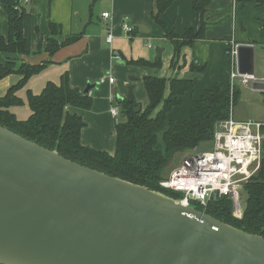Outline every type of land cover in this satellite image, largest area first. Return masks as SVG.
I'll list each match as a JSON object with an SVG mask.
<instances>
[{"label": "water", "instance_id": "1", "mask_svg": "<svg viewBox=\"0 0 264 264\" xmlns=\"http://www.w3.org/2000/svg\"><path fill=\"white\" fill-rule=\"evenodd\" d=\"M236 65L254 74L250 45L238 46ZM0 264H264V237L0 125Z\"/></svg>", "mask_w": 264, "mask_h": 264}, {"label": "trees", "instance_id": "2", "mask_svg": "<svg viewBox=\"0 0 264 264\" xmlns=\"http://www.w3.org/2000/svg\"><path fill=\"white\" fill-rule=\"evenodd\" d=\"M240 1L252 2L255 5L264 4V0ZM172 2L173 0H155L152 19L164 30V36L173 45L170 64L174 65L183 47L203 38L204 21L200 29L188 27L180 36L167 31L160 15ZM209 2L210 0H193L192 8L203 14ZM0 7L7 15L8 25L7 36L0 34V52L5 59L4 64L0 65V79L11 73L21 76L8 88L6 94L0 97V125L41 146L56 148L63 157L82 165L160 191L173 198L182 197L180 192L159 186L163 169L175 152L194 150L199 145L209 144L214 125L226 119L238 101V85L230 92L229 87L224 89L220 82H214L204 89L198 98L191 99L187 119L172 120L167 114L173 107L181 104L182 95L193 93V75L203 74L205 65L199 66L193 62L189 67L190 76L165 78L155 73L161 66L160 58L152 61L143 58L129 59L126 64L146 71L142 81L147 104L144 108L140 107L138 111H134L139 105L134 98L122 100L121 113L124 120L115 123L114 152L97 150L81 144V129L85 123L79 114L66 109L67 106L89 109L92 97L75 90L70 85L66 72L61 75L59 83L47 82L40 93L27 92V104L31 114L26 119L18 120L9 111L10 106L23 103L16 91L51 60L36 64L21 62L16 66L19 55L30 53L31 14L18 0H0ZM48 28L45 51L49 55L60 47L75 42L81 35L71 34L59 42L61 25L50 21ZM36 30L39 33L37 28ZM129 34L132 35L133 32ZM261 94L264 102V91H261ZM243 189L246 199L240 218L232 215V202L226 196L216 199L211 197L205 206L194 200L190 203L198 210H203L231 226L264 237V154L259 170L244 184Z\"/></svg>", "mask_w": 264, "mask_h": 264}, {"label": "crops", "instance_id": "3", "mask_svg": "<svg viewBox=\"0 0 264 264\" xmlns=\"http://www.w3.org/2000/svg\"><path fill=\"white\" fill-rule=\"evenodd\" d=\"M98 2L97 6L90 8L89 13L84 7L75 6L74 0H28L25 4L31 14L30 53L19 55L16 66L21 62H51L33 74L16 91L23 103L10 106L9 111L18 120H24L31 114L27 92L40 93L47 82L59 83L61 75L66 72L70 85L80 92L88 83L95 85L87 93L92 97L89 109L66 107L68 111L79 114L85 123L81 129V144L113 153L115 123L124 120L121 101L127 98L128 85L134 84L133 98L141 108L147 103L141 80L146 71L126 64L129 59L143 58L152 61L160 58L161 66L155 73L165 78L187 77L184 75L190 73L189 67L193 62L199 66L205 65L203 74L193 75V93L182 95L181 104L173 107L167 114L172 120L187 119L191 99L198 98L214 82H220L224 89L229 86L231 62L227 57V47L231 43L250 45L253 48V73L257 79L264 80L262 74H255L257 53L264 50V4L255 5L240 0H210L205 12L201 14L193 10V0H173L160 15L166 30L180 36L188 27L200 29L204 21V36L190 46L183 47L177 63L171 65L173 45L164 36V30L152 19L155 0ZM102 12H108L109 17L103 18ZM50 21L61 25L59 42L71 34L81 33L75 42L60 47L52 55L45 51ZM123 22L131 27L132 35L123 31ZM7 32V17L0 11V34L7 36ZM109 33L112 34L110 42L106 40ZM114 53L117 58L113 57ZM4 62L0 53V65ZM109 75L114 78L112 84L108 80ZM190 75L191 73L188 76ZM20 77V74L11 73L0 79V95ZM245 85L247 84H243ZM145 97L146 100L142 103ZM114 105L119 107V119L110 113V108Z\"/></svg>", "mask_w": 264, "mask_h": 264}, {"label": "built area", "instance_id": "4", "mask_svg": "<svg viewBox=\"0 0 264 264\" xmlns=\"http://www.w3.org/2000/svg\"><path fill=\"white\" fill-rule=\"evenodd\" d=\"M25 5L28 0H18ZM103 18L109 17L108 12H102ZM125 33L131 27L122 23ZM112 34L106 36L110 42ZM239 45L231 43L228 55L231 62L229 71V90L232 92L236 82L249 84L257 79L254 74L239 73L236 65L237 48ZM113 57L118 56L114 53ZM112 84L114 78L109 75ZM113 117L119 116V107L110 108ZM264 121L256 119H236L230 112L226 119L214 125L212 138L207 146L203 145L200 152L184 156L178 166L170 174L159 181V186L174 192L182 193V198L197 201L205 206L213 193L228 197L232 202V214L240 218L243 207L240 201V190L260 168L263 157Z\"/></svg>", "mask_w": 264, "mask_h": 264}, {"label": "rangeland", "instance_id": "5", "mask_svg": "<svg viewBox=\"0 0 264 264\" xmlns=\"http://www.w3.org/2000/svg\"><path fill=\"white\" fill-rule=\"evenodd\" d=\"M100 1H102L103 3L106 0H100ZM97 3H99L98 0H74L75 6L84 7L87 13L90 12V8H93V6L95 5L97 6L98 5ZM0 11H3L5 13V11L1 7H0ZM95 18H96V15L94 14V19ZM228 56L229 55H227V57ZM255 63H256L255 74L256 73L259 75L262 74V76H264V50H262V52L257 53ZM189 74L190 73H187L184 76H188ZM237 85H238L240 94H239L237 103L232 108V113H233L234 118L236 119L237 118H251V119L264 121V102L262 100L261 92L256 89H252L249 84L243 86V84L237 82ZM142 90L143 92H145L144 88ZM145 100H146V97L141 102L143 103ZM144 104L145 105H143V108L146 106L147 103H144ZM119 118L120 117L118 116L116 119H119ZM191 151L192 150L175 152L172 155L171 159L169 160L168 164L163 169V173H162L163 178L167 177L170 174L171 170L180 164L182 158L186 156L187 154L191 153ZM263 154H264V151H263ZM239 196H240L241 206L244 207L246 193L243 188L240 190Z\"/></svg>", "mask_w": 264, "mask_h": 264}]
</instances>
